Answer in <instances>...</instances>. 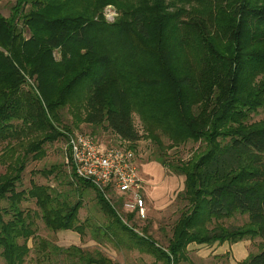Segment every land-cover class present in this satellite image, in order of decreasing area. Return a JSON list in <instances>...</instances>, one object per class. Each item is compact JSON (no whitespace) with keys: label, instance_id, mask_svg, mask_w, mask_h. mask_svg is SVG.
Here are the masks:
<instances>
[{"label":"trees","instance_id":"obj_1","mask_svg":"<svg viewBox=\"0 0 264 264\" xmlns=\"http://www.w3.org/2000/svg\"><path fill=\"white\" fill-rule=\"evenodd\" d=\"M260 109L264 0H15L10 16L0 13V258L119 264L100 248L58 244L41 233V220L54 236L71 231L84 242L91 230L92 239L137 248L155 264L192 262L194 243L260 238L259 251L238 264H264V119L253 121ZM64 110L76 126H105L132 149L143 137L133 120L140 116L160 146L153 160L185 176V205L166 245L148 227L137 230L147 215L127 210L115 189L98 188L68 163L70 173L62 165L38 173L62 176L59 185L68 176L78 195L94 189L103 218L82 220V198L57 186L24 187L29 156L39 160L44 144L63 137L67 151L75 126ZM164 139L167 148L200 145L172 161ZM238 214L247 221L227 223Z\"/></svg>","mask_w":264,"mask_h":264},{"label":"rangeland","instance_id":"obj_2","mask_svg":"<svg viewBox=\"0 0 264 264\" xmlns=\"http://www.w3.org/2000/svg\"><path fill=\"white\" fill-rule=\"evenodd\" d=\"M15 4V0H0V13L5 16H10L11 8ZM106 17L110 21L115 20L117 12L113 5H109L105 9ZM57 58L59 53L56 52ZM67 121H70L75 127H72V131L75 133H87L97 138V140L104 142L110 146L124 145L128 146L129 143L120 139L112 130L106 129L105 126L93 127L86 123H80L76 126L73 121V114L64 110L62 112ZM264 119V109H260L257 114H254L253 121ZM133 120L136 128L143 134V137L134 145V150L137 154V163L139 166L140 174L144 180V199L146 202V219L138 218L137 230L141 231L142 227H148L150 233L159 241L160 244L166 245L168 237L171 236L172 227L179 218L185 202L182 201L179 196L185 188V176L178 175L170 172L158 161L153 160V157L159 153L160 146L152 141L147 133L144 131L143 123L140 116L137 113L133 114ZM74 122V123H73ZM62 130V129H61ZM65 130V129H64ZM63 130V131H64ZM69 133V132H68ZM27 136V135H26ZM25 140L28 137L24 138ZM163 150L166 151V157L169 160L175 161L177 159H188L199 147V143L189 142L179 147L167 148L169 142L164 139ZM66 138L63 137L54 143L44 144L46 154L39 160L33 159V156H29L28 166L24 172V187L31 186L32 181L37 183L50 184L57 186L58 189H64L67 192L73 194V199L76 200L80 196L84 202V207L81 210L80 217L82 220L86 218H93L95 220L103 218V213L99 210L97 205L96 192L92 188H84L81 190V195H78L77 191L72 189L68 176H64L65 180L59 185V181L62 176L50 175L48 178L38 173L39 169H50L53 165H62V169L67 173L72 172V168L67 166L66 157L67 151L65 148ZM4 144L0 145V154ZM6 169L0 164V173ZM31 207H36L34 203H26ZM247 221V216L238 214L231 218L227 223L241 225ZM43 235H49L54 241L60 245L78 244L86 248L94 249L100 248L107 255L111 256L119 264H155V258L146 253L138 250L137 248L130 249L126 244H118L115 241L92 239L91 230H87V237L84 242H81L80 236L76 234V238L69 237L63 232H59L56 236L46 231L41 220L38 221ZM129 243V242H128ZM228 243V242H226ZM260 238L255 239H243L237 243L231 244L226 251L219 244L206 245V244H191L189 246V256L192 262H183L182 264H238L239 261L247 258L250 254H254L260 249ZM221 247V249H220ZM225 247V246H223ZM0 264H5L0 258ZM26 264H32L30 260Z\"/></svg>","mask_w":264,"mask_h":264},{"label":"built area","instance_id":"obj_3","mask_svg":"<svg viewBox=\"0 0 264 264\" xmlns=\"http://www.w3.org/2000/svg\"><path fill=\"white\" fill-rule=\"evenodd\" d=\"M66 162L77 176L98 188L115 189L122 195L127 210L146 216L144 180L134 149L127 145L110 146L90 134L77 132L69 138Z\"/></svg>","mask_w":264,"mask_h":264},{"label":"crops","instance_id":"obj_4","mask_svg":"<svg viewBox=\"0 0 264 264\" xmlns=\"http://www.w3.org/2000/svg\"><path fill=\"white\" fill-rule=\"evenodd\" d=\"M160 164H161V163H160ZM161 165H162V164H161ZM162 166H163V165H162ZM63 233H65L66 235H68V238H69V237H72V236H73L74 238H76L75 233H73V232H71V231H65V232H63ZM223 246H225V247H223ZM226 246H229L228 243H224V244L221 246L222 248H224V251H226L227 248H228V247H226ZM221 247H220V249H221Z\"/></svg>","mask_w":264,"mask_h":264}]
</instances>
